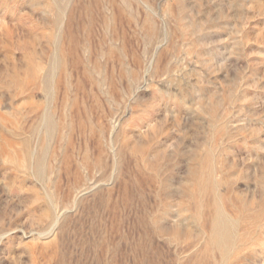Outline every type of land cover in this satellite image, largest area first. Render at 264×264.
<instances>
[{
  "label": "rangeland",
  "instance_id": "obj_1",
  "mask_svg": "<svg viewBox=\"0 0 264 264\" xmlns=\"http://www.w3.org/2000/svg\"><path fill=\"white\" fill-rule=\"evenodd\" d=\"M0 264H264V0H0Z\"/></svg>",
  "mask_w": 264,
  "mask_h": 264
},
{
  "label": "bare ground",
  "instance_id": "obj_2",
  "mask_svg": "<svg viewBox=\"0 0 264 264\" xmlns=\"http://www.w3.org/2000/svg\"><path fill=\"white\" fill-rule=\"evenodd\" d=\"M245 229V228H244Z\"/></svg>",
  "mask_w": 264,
  "mask_h": 264
}]
</instances>
